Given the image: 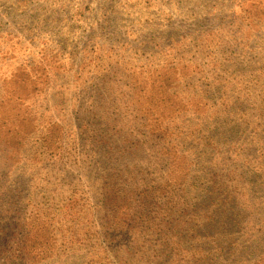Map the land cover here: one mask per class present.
I'll return each instance as SVG.
<instances>
[{"label":"trees","instance_id":"1","mask_svg":"<svg viewBox=\"0 0 264 264\" xmlns=\"http://www.w3.org/2000/svg\"><path fill=\"white\" fill-rule=\"evenodd\" d=\"M242 2L70 51L0 26V264H264V12Z\"/></svg>","mask_w":264,"mask_h":264},{"label":"rangeland","instance_id":"2","mask_svg":"<svg viewBox=\"0 0 264 264\" xmlns=\"http://www.w3.org/2000/svg\"><path fill=\"white\" fill-rule=\"evenodd\" d=\"M238 0H0V26L19 41L50 38L65 43L68 51L86 36L87 25H146L164 31L167 25L219 21ZM253 15L264 12V0H243ZM195 25L191 26L194 27ZM144 31L146 36L148 28ZM152 33V32H151ZM151 33H148L150 35ZM28 35L27 39H25ZM62 46V47H63ZM60 87V86H59Z\"/></svg>","mask_w":264,"mask_h":264}]
</instances>
